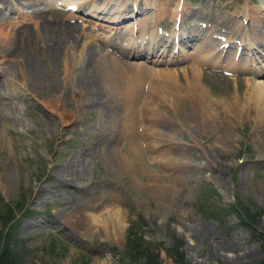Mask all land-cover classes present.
Here are the masks:
<instances>
[{
  "label": "rangeland",
  "instance_id": "1",
  "mask_svg": "<svg viewBox=\"0 0 264 264\" xmlns=\"http://www.w3.org/2000/svg\"><path fill=\"white\" fill-rule=\"evenodd\" d=\"M262 1L184 0L175 22L178 0L75 10L0 0V248L9 231L27 264H130L127 243L142 252L136 264L146 253L157 264H262L264 109L241 98L248 111L235 108L254 77L226 67L261 60ZM114 25L123 27L109 32ZM153 30L161 51L169 45L161 60L179 56L172 38L181 31L178 50L198 56L155 66L132 58ZM203 35L219 69L204 64ZM194 76L201 89L186 94ZM135 79L142 96L130 104ZM163 84H172L167 98L180 93L174 103L161 99L168 89L148 93Z\"/></svg>",
  "mask_w": 264,
  "mask_h": 264
},
{
  "label": "bare ground",
  "instance_id": "2",
  "mask_svg": "<svg viewBox=\"0 0 264 264\" xmlns=\"http://www.w3.org/2000/svg\"><path fill=\"white\" fill-rule=\"evenodd\" d=\"M36 1V0H35ZM40 1V0H39ZM88 1H90V0H63V2L61 3V5L63 6V8H65V7H68V8H73V7H77L78 6V4L80 5V4H82L83 2H88ZM45 3V2H44ZM182 3H183V6H184V0H178V5H177V14H176V16H175V22L177 21V19H178V16H179V13H178V11H180V9L178 8L180 5H182ZM112 4V3H111ZM79 7V6H78ZM263 8H264V1H262L261 2V7H260V13L262 12V11H264L263 10ZM112 9V8H111ZM179 9V10H178ZM182 10V9H181ZM99 12V11H98ZM162 12V11H161ZM263 13V12H262ZM160 14V13H159ZM247 14V13H246ZM244 15V14H243ZM160 16V15H159ZM246 16H249V14L248 15H246ZM180 17V16H179ZM159 19H160V17H158ZM251 18H253L252 16H251ZM256 18V17H255ZM114 21H116V22H114V23H117V21H119L118 19H115ZM113 23V22H112ZM44 27V26H43ZM98 28H100L103 32H104V29L102 28L103 26H97ZM115 25L113 26V28H108V30H109V32H113V30L115 29ZM122 27L123 26H121V27H119V28H117V29H122ZM62 28V27H61ZM126 28H128V26H125V30H126ZM64 29V28H63ZM73 29V28H72ZM141 29H143V30H141V34H144L145 32H146V29H145V27H141ZM67 31V30H66ZM61 32V31H60ZM105 32H106V30H105ZM68 34V33H67ZM66 34V35H67ZM96 34H98V33H94V35H96ZM99 34L101 35V33L99 32ZM156 34V32L153 30V31H151V38H149L150 40H151V43H152V45L153 46H157V47H161V45L159 46L158 44H157V41H159V39H157V36L155 35V39L153 40V36ZM73 35V34H72ZM181 35L183 36V37H185V35H184V33L182 32L181 33ZM175 36H177V34L175 35ZM249 36V35H248ZM250 38V37H249ZM67 39V38H66ZM206 39H208V40H206ZM211 38H206V36L205 35H203V39L200 41V44H201V46H202V51H201V55L203 56V61H204V64H208V66H211L212 68H214V69H219L220 68V66H219V62L220 61H218L213 55H214V53H212L214 50H216V45H215V42L214 41H212V39L210 40ZM241 40V39H240ZM247 41L249 42L250 40L249 39H247ZM159 43V42H158ZM257 46H259V45H257ZM250 49H251V47H250ZM52 51V50H51ZM56 51V50H55ZM144 51H146L147 53H146V58H148V60H146L145 62L146 63H148V64H150V66H155V65H158L159 63H162L164 60H161L160 59V57H162V55H157V50L155 51V52H152V49H151V45L149 46V47H147L146 49H144V48H141L140 50H138V53H136L137 55L139 54L140 56H142V54H144L145 52ZM200 51V50H199ZM253 51V50H252ZM163 52H164V50H163ZM177 52H179L178 54H179V56H177V57H175V59H170V58H168L167 59V61H164V62H167V63H170V62H183L182 60H186V58H190V57H194V56H198V54H196L195 53V51H193V52H186L185 50L183 51V48L181 49V50H179V51H177ZM155 53V55H153ZM167 52H165V54H166ZM218 53V52H217ZM257 53H259V56H260V61H256V62H252V63H247L246 64V66L245 65H242V64H235V63H227V65H226V67H227V70L228 71H230V70H232L234 73H249L250 75H252L254 78H253V80H250V79H246L245 80V85H246V89L244 90V92H243V94L241 95V97H239L238 95H235L234 96V99H235V101H234V105H235V108H240V110H247L246 109V104L245 105H242V104H240L239 103V100H240V98L243 100V101H248V104H247V106L250 104V103H252L253 101H254V103L255 104H258V103H260V101H261V106L263 107V109H264V53H261V51H259V50H257ZM189 54V55H188ZM53 55V54H52ZM80 56V55H79ZM139 56V57H140ZM83 57V56H82ZM138 60V59H137ZM197 61L199 60V58L198 59H196ZM198 62H200V60L198 61ZM258 64V65H257ZM259 64H260V66H259ZM105 65H106V63H105ZM197 65V64H196ZM203 65V64H202ZM190 67V66H189ZM192 67V66H191ZM195 67V66H194ZM226 67H223V68H226ZM193 68V67H192ZM197 68V67H196ZM199 68V67H198ZM222 68V69H223ZM224 71H226L227 72V70L226 69H223ZM222 70V71H223ZM183 73V72H182ZM204 73V72H203ZM228 73V72H227ZM160 74H158V76H159ZM193 75H195V76H197L196 75V73H195V71L193 72ZM157 76V75H156ZM169 76V75H168ZM195 76H194V78H193V80L192 81H186L185 83H183V85H181L182 87H185L186 88V90L185 91H188V92H186V94H190L191 92H193V90H195V91H197V90H199V89H201V87H200V85H199V82L195 79ZM93 77V76H92ZM171 77H172V75H171ZM170 77V78H171ZM200 77V76H199ZM159 79H160V77H158ZM88 79V78H87ZM93 79H94V77H93ZM104 80V79H103ZM200 80V79H199ZM92 81V80H91ZM114 81V80H113ZM116 81V80H115ZM170 81H171V79H170ZM182 81V80H181ZM205 81V80H204ZM110 82H111V80H110ZM137 84V85H135V83ZM91 83V82H90ZM92 83H93V81H92ZM108 83V82H107ZM174 83V82H173ZM176 84H177V80H176ZM111 85V84H110ZM113 85V84H112ZM164 85V84H163ZM178 85V84H177ZM93 86H95V85H93ZM170 86H172V84L170 85ZM169 86V87H170ZM113 87V86H112ZM115 87V86H114ZM116 87H117V85H116ZM163 87V86H162ZM161 86L159 87V86H157L156 88H153L151 91H149L148 93H153L152 91H154L155 89H157V91H159L160 89H163V90H167L169 87H165V85H164V87L162 88ZM141 86H140V82H138V81H136V79H135V81H133V80H131V82H129L128 83V87H127V90H128V92H129V96H130V104L132 103V100L133 99H138L139 98V96H142V90H141ZM92 89V88H91ZM95 89V88H94ZM108 89V88H107ZM109 89H110V87H109ZM113 89V88H112ZM114 89H116V88H114ZM113 89V90H114ZM176 89V88H175ZM168 91V93H164L163 95H161V99L162 100H173L174 98H175V100H176V95L179 93H177L176 95H174V96H170L169 98H167L168 97V95L171 93V91L168 89L167 90ZM202 91H203V89H202ZM170 92V93H169ZM173 92V91H172ZM175 92V91H174ZM181 92V91H180ZM94 93V92H93ZM155 93V92H154ZM99 94V93H98ZM126 94H128V93H126ZM200 94V93H199ZM95 95V94H94ZM173 95V94H172ZM179 95H180V93H179ZM182 95V94H181ZM148 97H151V94L148 96ZM210 97V96H209ZM179 98V97H178ZM190 98H191V96H190ZM213 98V97H212ZM127 100H129V98H127ZM139 100H140V98H139ZM201 100V99H200ZM253 100V101H252ZM182 101V100H181ZM173 102V101H172ZM197 102V101H196ZM206 102V106L207 107H209V108H211L213 105H215L216 103H218V100H216V99H209V100H207V101H205ZM134 103V102H133ZM154 103V102H153ZM160 103V102H159ZM170 103V102H169ZM174 103V102H173ZM199 103V102H198ZM184 104V103H183ZM133 105H135V104H133ZM132 105V106H133ZM231 105V104H230ZM131 106V105H130ZM181 106V105H180ZM180 106H179V108H180ZM186 106V105H185ZM197 106H198V104H197ZM205 106V105H204ZM150 107H151V105H150ZM172 107V106H171ZM199 107V106H198ZM207 107L205 108V109H207ZM127 108V107H126ZM152 108V107H151ZM150 108V109H151ZM162 108H163V106H162ZM165 108V107H164ZM197 108V107H196ZM208 108V109H209ZM158 109V108H157ZM173 109V108H172ZM129 110V109H128ZM159 110V109H158ZM230 110H231V106H229L228 107V105H226V104H224V105H222V115L224 114V118L226 119V117H227V114H228V112H230ZM126 111V110H125ZM144 111V110H143ZM203 111V110H202ZM205 111V110H204ZM209 111L210 110H206V116H208V113H209ZM213 111V110H212ZM216 111V110H215ZM218 111V110H217ZM248 111V110H247ZM129 112V111H128ZM162 112V111H161ZM175 112V111H174ZM142 113V112H141ZM212 113H214V115L216 114L215 112H212ZM237 113V112H236ZM250 113V112H249ZM129 114V113H128ZM150 114V113H149ZM203 114H204V112H203ZM247 114V113H246ZM252 114V113H251ZM136 115H137V113H136ZM136 115H133V116H135L136 117ZM209 115H211V114H209ZM221 115V114H220ZM241 115V114H240ZM250 115V114H249ZM216 116V115H215ZM164 119V118H163ZM211 119V118H210ZM259 119H263L262 117H259ZM180 120V119H179ZM178 120V121H179ZM215 120V119H214ZM204 122H205V120H204ZM210 122V121H209ZM215 122V121H214ZM133 123V122H132ZM182 124V123H181ZM133 125V124H132ZM132 125H130V126H132ZM158 125V124H157ZM207 125V124H206ZM205 126V125H204ZM183 127V126H182ZM134 128H135V124H134ZM174 128V127H173ZM131 129V128H130ZM134 130V129H133ZM130 131V130H129ZM141 131V130H140ZM168 132H170V130L168 131ZM144 133V132H143ZM171 133V132H170ZM132 134H134V132L132 133ZM141 134V133H140ZM145 134V133H144ZM129 135V134H128ZM126 136H127V134H126ZM158 136V135H157ZM162 136V135H161ZM172 136V135H171ZM127 137H129V136H127ZM146 137V136H145ZM144 138V137H143ZM159 141H160V139H159ZM174 142V141H173ZM138 148V147H137ZM135 151H136V149H134ZM141 150V149H140ZM139 151V150H138ZM137 152V151H136ZM144 152V151H143ZM97 218V217H96ZM98 219V218H97ZM91 221V223H93L94 222V224H95V218H93L92 220H90ZM98 221V220H97ZM99 222V221H98ZM90 223V224H91ZM97 224V223H96ZM120 231V230H119ZM193 231V230H192ZM199 236V235H198ZM249 259H248V257H243V259H241V260H239V262L241 263V262H247Z\"/></svg>",
  "mask_w": 264,
  "mask_h": 264
},
{
  "label": "trees",
  "instance_id": "3",
  "mask_svg": "<svg viewBox=\"0 0 264 264\" xmlns=\"http://www.w3.org/2000/svg\"><path fill=\"white\" fill-rule=\"evenodd\" d=\"M23 213H29V211L27 209H24ZM235 213H238V212L235 211ZM238 215H239V222L241 224L252 226L251 219L244 217L241 213H238ZM9 220L13 222L15 220L14 215L13 217L9 218ZM9 220H7L6 222H8ZM15 223L16 222L10 225V228L12 226L14 228ZM8 232L9 231H7L6 235L4 236L3 245H2V248H0V264H27L26 261H24V256H22L20 251H16L12 248L11 246L12 240L10 239ZM257 239L262 241V246H263L262 248L264 249V235H259ZM16 245L17 244L15 243L14 248L16 247ZM127 245H128V257L127 258L129 259L128 262H130V264H136V261L139 258V255L142 254V252L139 250L140 248L139 247L137 248L135 245H132L130 243H127ZM146 255L147 256H146L145 264H157L155 262L156 259L153 255H149L147 253ZM262 264H264V261Z\"/></svg>",
  "mask_w": 264,
  "mask_h": 264
}]
</instances>
